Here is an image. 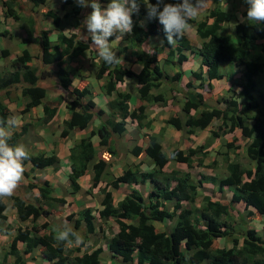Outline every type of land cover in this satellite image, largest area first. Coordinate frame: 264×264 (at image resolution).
Masks as SVG:
<instances>
[{
  "label": "trees",
  "instance_id": "1",
  "mask_svg": "<svg viewBox=\"0 0 264 264\" xmlns=\"http://www.w3.org/2000/svg\"><path fill=\"white\" fill-rule=\"evenodd\" d=\"M19 1H30L34 6L46 3V0H4L3 16L19 19L20 15L16 11L17 7L22 8ZM228 1L234 0H210V7L203 18L196 20L193 17L188 21V25L195 28L198 40L184 34L172 45L168 44L162 25L156 20H149L146 8L141 4L138 12L132 15L133 28L127 33L128 42L122 50L130 49L142 66L136 72L133 91L126 88L118 90L117 95L108 100L112 114L106 119L102 116L103 110L92 97L94 91L86 84H73V75L77 76L78 70H69L63 66L78 59L83 51L91 50L90 37L82 39L74 31L69 34L62 31L64 23L70 17L74 18L73 26H79L77 17L82 8L74 0H63L64 5L70 6V10L62 16L50 9L44 12L51 19L52 27L58 30L55 41L50 39V29L44 27L37 31L35 27L39 26L34 16L31 13L26 16L28 29L25 42L38 43L40 65L31 64L32 54L25 48L12 58L10 68L2 71L0 125L4 126L12 118V110L6 101L14 102L17 98L21 99L22 114H27L35 106L41 105L43 113L40 120L42 125L48 124L57 114L65 95L59 93L49 99L45 81L55 83L62 92L66 91L70 99L66 100L65 105L70 115L63 120L59 136L79 138L72 143L69 153L68 178L74 193L81 189L80 178L85 176L87 171L92 172L90 189L103 182L109 173L110 157L116 156V136L124 133L128 122L139 127L147 126L148 121H144L145 105L148 102L167 100L164 93L157 92L166 75L155 63L158 48L156 45L148 50L141 48L150 36L162 34V47L168 51L165 61L175 57L176 62L181 65L189 59L185 52L196 54L199 57L200 70L193 71L192 76L199 80L200 86L209 84L204 82L206 75L209 80L221 79L231 73V65L241 67L239 72L243 83L239 94L244 96L243 105L245 110H256L260 116L253 120L244 136V155L253 162H250L251 166H246L227 153L228 148L234 144L224 138L238 125L236 123H240L232 114L236 101L225 98L228 102L226 109L213 107L193 82L187 80L180 106L185 116L171 114L165 121L176 130L187 134L193 133L195 129L206 128L220 114L221 123L226 124V117L231 114L232 121L220 142L221 147L225 148L222 153V160L225 162L224 173L219 176L200 174L199 178L194 179L189 170H166V163L171 157L175 161L184 162L189 168L203 167L207 149L196 153L193 147L185 149L179 146L170 152V156L155 135L147 134V140L143 138L145 144L135 143L130 153L140 162L144 157L149 160L153 165V172L139 171L127 166L120 174L112 175L100 189L102 197L97 214H94L90 207H86L79 211V216L72 225L64 227L71 229L76 237L82 239L83 242L76 246H67L75 242L72 236L69 238L71 242L57 241L56 233L61 227L48 219L51 213L49 205L54 202L63 204L66 199L52 195L53 188L47 180L42 184L30 182L28 188H36L38 191L36 202L19 194L10 195L11 205L18 220H29L31 224L25 228H16L8 249L4 252L5 257L11 256L9 264H40L42 260H45L46 264H99L104 251L102 245H91L89 250L84 247L88 235L96 231L93 222L95 218L101 220L102 225H106L109 219H113L117 224L118 230L111 237L103 238L105 249L124 263L135 261L136 264H264V231L245 228L244 223L248 217H264V101L258 102V96L254 93L256 88L262 91L264 86L261 81L264 75V23L256 25L246 19L237 21L234 32L227 34L223 24L230 21L233 14L231 9H227L222 3ZM239 1L246 7L244 0ZM150 2L155 3V0ZM166 2L174 3L176 0ZM241 13L245 16V9ZM143 19L146 20L144 25L141 23ZM34 32L37 36L32 38ZM6 34V30L0 31V36ZM113 38L109 37V40ZM1 53L7 55V49L1 48ZM221 62L228 63L229 69L224 70V67L220 66ZM129 72L128 67L118 62L108 65L100 59L93 75L97 80H104L105 93L111 95L117 89L118 82L124 81ZM180 76L181 71L173 73L170 77L172 83ZM133 93L143 102L132 106L130 99ZM94 118L102 119V122L86 131ZM27 130V124L23 123L19 130L10 134L8 143L17 144L18 139L25 136ZM94 135L98 136L96 143L103 148L104 154L95 149L92 139ZM27 152L29 158L23 161V168L26 163H30L32 170L50 165L53 168L58 167L59 157L56 149L50 154L42 150L36 153L28 150ZM23 175H28L25 168ZM123 183L134 187L121 198H115L113 190L106 188L111 185L113 189H118ZM145 183L148 187L141 188L140 185ZM204 183L209 187H216V191L214 188L203 189ZM200 189V206L196 207L194 204H197ZM223 192L226 193L227 201L221 202L219 199ZM184 203H188L189 207L184 206ZM6 208L7 204L3 196H0V220L6 219ZM236 215L242 223H236ZM40 217H43V222L37 223ZM165 219L170 221V227L167 230L157 229L155 222H163ZM220 239L230 241V246L221 244ZM19 243H22V247L18 246ZM37 250L41 257L34 255Z\"/></svg>",
  "mask_w": 264,
  "mask_h": 264
},
{
  "label": "rangeland",
  "instance_id": "2",
  "mask_svg": "<svg viewBox=\"0 0 264 264\" xmlns=\"http://www.w3.org/2000/svg\"><path fill=\"white\" fill-rule=\"evenodd\" d=\"M4 0H0V31L6 30L7 34L5 36H0V74L3 70H7L10 68L11 60L16 55H19L21 53L22 49H25L27 47L24 46L25 39L27 37V29H28V21L26 16L31 13V15L34 16L35 20L37 21V24L39 27H35L38 30L41 28L46 27L47 29H50L52 35L54 36L55 33L58 34V30L53 28V24L51 19L44 14L46 10L50 9L53 10V12H56L59 16H62L66 11L70 10L69 5H64L63 0H46V3L44 5L34 6L32 2L30 1H19L22 8L17 7L16 11L20 15L19 19H13L12 17H4ZM101 6L103 7L107 2L102 0H99ZM210 0H204L203 7L199 10L198 14L195 16L196 20H200L203 18V15L207 12L208 8L210 7ZM222 5H226L227 9H231V13L233 14L231 16L230 21H227L223 24V29L227 34H232L234 32L235 23L237 21H243L244 16L242 15V11L245 9V6L241 3L239 0L234 1H228V3L224 2ZM31 6V7H30ZM89 8V7H87ZM84 7V13L86 11L90 12L91 9H87ZM83 15H87L86 13ZM79 15V14H78ZM76 18V17H75ZM73 17H70L67 22L64 23V26L62 27V31L65 32V34H69L70 31H74L78 35L84 38L87 37V33L84 29V26H73ZM146 19V18H145ZM143 19L141 23L144 25L146 23V20ZM155 21L156 19L153 18ZM157 21V20H156ZM82 23V18L80 17V21ZM40 28V29H39ZM187 36L195 38L198 40L195 28L191 25H187V28L185 30V33ZM37 36L36 33H32V38ZM55 37V36H54ZM127 33L124 34L123 38L121 40H112L110 41V47H112L116 53L117 56H119L121 59L118 60V63L122 66H128L130 72L129 75L125 76L124 81L118 82L117 89L111 93V95L106 94L105 88H104V80H97L94 75L93 71L98 66V63L100 61V58L96 55V52L94 51V47H91V50L89 52H86L81 55V62H76V60L70 62V63H76L75 69H77V76L76 74L73 75L75 84L88 85L93 91L96 92L93 94L94 100L97 99L96 104L97 106H102L103 108H106L108 110V113L104 116V119L108 118L112 113L111 109L108 107V100L112 97H115L117 95L118 90H131L133 91L134 87V81L136 79V72L141 69V64H139L136 61L135 56L131 53L130 49H124L122 48L126 45L128 42ZM153 43L156 44L158 48V53L156 55V62L158 66L163 70L166 75L163 77L162 84L157 90H153V92H162L166 95L167 100L166 102L161 101H155V102H148L145 105L144 112L146 114V117L144 121L149 120L147 126L139 127L135 123L128 122L127 128L124 131L122 135L116 136V156L110 157V166L108 168L109 173L104 177V181L101 182L97 187L90 189L91 185V177L92 172L87 171L86 175L80 178V185L81 189L74 193L72 192V188L70 186L68 173L70 171L69 165L67 167H63L61 165V161L59 158V164L57 168H49V169H31L30 165L26 163L24 165L25 171L28 172V175H22L20 181L18 182L16 188L13 190L12 194H19L21 196H25L28 200H32L36 202L37 199V189L36 188H28V184L30 182H34L37 184H42L45 180L48 181L49 186L53 188L52 195L64 197L66 199V202L63 204H57L52 203L49 205L51 213L48 216V219L51 222H54L56 226H60L61 229H64V227H68L73 224V222L76 220V218L79 216V211L86 207H90L92 209V212L94 214H97V209L100 207V199L102 197V193L100 192V189L105 185L107 180L112 175H118L122 172L124 168L127 166L131 167L132 169H139V171H151L153 172V165L149 162L145 157L140 162L138 158L134 157L130 153L131 147L135 143H139L141 145H144V139L147 140V134H153L157 137L159 141L162 142L164 146V151L170 155V152H172L176 147H193L196 150V153H202L204 148L207 149L206 155H204L205 161L204 166L199 167H187V165L184 162L175 161L174 158L171 157V159L166 163V170H171L173 168H178L180 170H189L191 171L193 178L197 179L200 177V174H207L209 176H216L221 175L224 173L225 170V162L222 160L224 157L222 155L225 148L221 147L220 142H222V135L223 133L228 129L229 124L231 123V114H228V117H226L227 123H221L222 118L221 114L214 118L210 125H208L206 128L199 130L195 129L193 133H184L181 130H176L174 127H172L171 124L167 123L165 119L171 115V114H180L181 116H185L184 113L181 111L180 106L184 99L183 96V90L186 89L185 83L187 80H191L194 86L202 92L204 97L206 98L207 102L216 108L220 109H226L228 107V102H226V99H232L236 101V105H234L233 108V116L237 118L240 123H236L238 125H235V127L232 129L230 133H227L224 138L230 140L234 144V148H228L227 153L232 156L236 161H240L242 164L246 166H251L252 161H249L245 155H244V143L246 142L244 136L247 132V129L249 125L253 122L255 118L260 116V113L256 110H245V107L243 105L244 96L239 94L241 89V84L243 83V79L241 76V72H239L240 68L239 66L233 64L231 65V73L226 76V78L221 79H211L209 80L207 78V75L205 77V81L209 84L200 86L199 80L196 79L194 76H192L193 71H198L200 68L199 65V59L196 56V54H191L190 52H185L187 56L189 57L188 61L184 62L183 64H179L176 62L175 57L174 59H171L169 61H165V58L167 57V48L162 47L164 44V39L162 37L161 33L156 34L151 40ZM33 44L31 47L28 46L31 54H32V60L31 64L34 66L40 65V60L38 57L39 53V45L36 41L32 42ZM7 49V55H2L1 48ZM142 49L143 45L141 46ZM161 49V50H160ZM66 64H63L65 66ZM220 66L225 69H229L228 63L221 62ZM86 68L91 71L85 72L82 78H79L82 76V71L79 70V68ZM176 71H181L180 78L175 81V83H172L170 77L173 73ZM81 72V74H80ZM260 78V74L257 75ZM77 77L79 79H77ZM261 80V78H260ZM204 81V82H205ZM262 83L264 84V75L262 76ZM48 81H45L44 85L47 87V93L48 98L51 99L56 96V93L52 90V86L55 85V83H47ZM172 83V84H171ZM263 90H259L258 88L255 89L254 93L258 96V102L263 103L264 101V86L262 88ZM69 96V95H67ZM21 100V99H20ZM142 103L143 101L140 100ZM15 103V102H13ZM148 106V109H146ZM22 105L20 103V106L18 108H11L12 110V117L22 119V122L27 124L28 131L25 136H22L18 139V144H22L27 148L28 150H31L32 153H36L39 150L44 151L46 148L51 147V151L56 149L57 155H58V144L63 139L59 136L60 129H57L55 125H49V129L47 131H50L46 137L41 138V133H39L40 127L44 126L42 125V122L40 120V117H35L33 115L27 116V114L20 113ZM147 110V113H146ZM193 111V110H192ZM191 111V112H192ZM152 114L151 119H148V115ZM19 115V116H16ZM29 115V114H28ZM23 125V124H22ZM22 125L18 126V129L21 128ZM20 127V128H19ZM48 127V126H47ZM88 130V129H87ZM52 132V133H51ZM85 135V134H83ZM146 136V137H145ZM24 138V139H22ZM71 140H69L70 146L73 142L77 141L79 138L78 136L69 137ZM32 139L37 140L38 142L41 141V144L43 147L41 149H35L37 146H32V149L30 148V144L32 143ZM221 139V141H220ZM97 139H93V142L95 143V149L98 151V153L104 154V150L100 145L96 143ZM24 141V142H23ZM22 142V143H21ZM202 146V147H201ZM201 147V148H200ZM30 151V152H31ZM50 151V152H51ZM45 152V151H44ZM64 153V152H63ZM70 153V148H69ZM69 153L67 157V161L69 160ZM196 155V154H195ZM201 155V154H199ZM171 156V155H170ZM196 157V156H195ZM215 160V161H214ZM214 161V163H212ZM69 162V161H68ZM251 162V163H250ZM62 166V167H61ZM63 168V169H61ZM61 169V170H60ZM59 170V171H58ZM137 185V184H135ZM148 186L146 183L145 185H140L141 188ZM203 189H212L214 188V191H216V187H209L206 183H204ZM212 186V185H211ZM131 187L125 183H123L118 189H113L112 186H108L109 190H113L115 198H119L123 195V193H126L130 190ZM202 189V188H201ZM200 189L199 195H197V204H194V206L199 207L200 206V200L202 195V190ZM89 190V191H86ZM226 190V189H225ZM147 191V189H145ZM212 195L214 196V192ZM201 194V195H200ZM226 193L223 192L221 195V198L219 201H225L226 200ZM4 197V196H3ZM6 200L8 201L11 199L10 196H5ZM227 201V200H226ZM188 203H184V206L189 207ZM243 210V208H241ZM246 210V209H245ZM244 210V211H245ZM243 211V212H244ZM6 219L0 220V264H9L11 262V256H4V252L8 249V244L10 240H12V237L14 236L16 232V228L21 226V228H25L26 226H30L31 222L25 221L20 222L18 218L15 215V209L12 207L10 201L7 204L6 208ZM236 223H242L240 221V218L238 215L235 216ZM37 223L43 222V217H40L37 221ZM95 224V232L93 234L88 235V239L86 240V245L84 247H87L88 250L90 249L91 245L93 246L96 244L102 245V248H105V240L103 236L111 237V235L118 230L117 224L114 222L113 219H109L106 225H102V221L98 218H95L93 220ZM245 223V228L254 229L256 231H264V217L257 218L255 216L248 217ZM157 229H166L170 227V221L168 219H165L163 222H155ZM242 226L240 225L239 228ZM105 228V229H102ZM60 230V229H58ZM106 231V233H105ZM58 234V231L57 233ZM221 244L225 246H230V241H225L224 239H220ZM76 242L67 244V246H76ZM80 245V243H79ZM213 245H215L213 243ZM18 246L22 247V243H19ZM95 246V247H96ZM82 247L81 250L84 249ZM79 251V253L81 252ZM76 252V250H74ZM35 256H40L39 250H37L34 253ZM38 262V261H37ZM40 264H45L46 261H40ZM99 264H136L135 261L131 263H124L121 261L119 257H113L111 253H109L106 249L102 252L100 256Z\"/></svg>",
  "mask_w": 264,
  "mask_h": 264
},
{
  "label": "clouds",
  "instance_id": "3",
  "mask_svg": "<svg viewBox=\"0 0 264 264\" xmlns=\"http://www.w3.org/2000/svg\"><path fill=\"white\" fill-rule=\"evenodd\" d=\"M74 2L81 8L90 7L91 11L87 13L82 23L96 55L108 65L115 64L121 59L110 47L109 37H114L112 40H121L124 34L132 31V15L138 12L141 4L146 8L147 18L149 20L155 18L162 25L169 45L184 35L188 21L195 17L204 5V0H176L174 3L166 0H155V3L150 0H107L103 7L99 0ZM244 4L246 5L244 19L256 25L264 23V0H244ZM16 123L15 117L7 121L9 127H15ZM90 126L93 128V123ZM9 139V131L0 125V196L12 194L23 175V161L29 158L23 144H9ZM70 236L75 238L76 243L83 242L68 228L58 230L55 239L71 242Z\"/></svg>",
  "mask_w": 264,
  "mask_h": 264
},
{
  "label": "crops",
  "instance_id": "4",
  "mask_svg": "<svg viewBox=\"0 0 264 264\" xmlns=\"http://www.w3.org/2000/svg\"><path fill=\"white\" fill-rule=\"evenodd\" d=\"M105 2H107V1H105ZM31 7V6H30ZM87 8V7H86ZM88 9H90V8H87V9H85V10H88ZM0 11H1V9H0ZM84 11V8H82V11H80V13H79V15H78V19H79V21H80V17L82 18V21H83V19H84V17H85V15H83V12ZM87 13H88V11H86ZM85 12V13H86ZM84 13V14H85ZM86 13V14H87ZM79 24H80V26H83V23H81V22H79ZM36 33V32H35ZM53 33H51L50 32V34H49V36H50V39L51 40H53V41H55V39H56V33H55V37L52 35ZM36 35H37V33H36ZM36 37V36H35ZM86 37V36H85ZM84 37V38H85ZM81 38L83 39V37H82V34H81ZM152 38L153 37H148V39L146 40V42H144L142 45H143V48L145 49V50H148V49H150L153 45H156L155 43H153L151 40H152ZM114 39V38H113ZM112 41V40H111ZM30 44H33V43H31V42H25L24 43V46L25 47H27L28 48V46L29 47H31L32 45H30ZM90 46H91V44H90ZM92 47V46H91ZM29 49V48H28ZM161 50V49H160ZM90 50H85V51H83L82 52V54H84V53H86V52H89ZM81 54V55H82ZM82 57L80 56L78 59H76V62H81L82 61V59H81ZM190 60V59H189ZM188 61V60H187ZM186 62V61H185ZM76 67V63H70V64H66L65 66H64V68H66V69H71V68H75ZM126 67H128V66H126ZM91 69L92 68H90L89 70H87L86 68H84V67H82V68H79V70L80 71H82V76L81 77H79V78H82L83 77V75L85 74V72H87V71H91ZM140 70V69H139ZM94 72V71H93ZM80 74H81V72H80ZM94 74V73H93ZM78 77H77V79H79ZM73 79V84L75 85V81H74V77L72 78ZM55 93H56V95L57 94H59V93H62V94H64L65 96V98H64V101H62L61 103H60V105H59V107H58V112H57V114L52 118V120L48 123V124H46V125H44V126H42V127H40V129L38 130L39 131V133H41V138H44V137H46V135H48V133L50 132V131H47L48 129H49V127L51 126V125H55L56 126V128L57 129H60L61 128V126L63 125V120L64 119H66V118H68L69 117V115H70V113H69V110L67 109V107H66V100H69L70 99V97H68L67 96V94H66V91H63L62 92V90L61 89H59L56 85H55V87H54V89H52ZM96 91L94 90V93H95ZM15 96H17L16 94H15ZM140 98L139 97H137L134 93H133V95H132V97H131V99H130V102H131V104H132V106H136V105H138L139 103H141L140 102ZM95 101H97V99H95ZM7 102V104H8V106L10 107V108H18L19 106H20V103H21V100H20V98H17L16 99V101H14L15 103H13V102H8V100L6 101ZM98 107H100L102 110H103V115H105L106 116V114L108 113V110L106 109V108H103L102 106H98ZM146 109H148V106H147V108ZM42 107H41V105H37V106H35L31 111H30V113H28L27 114V116L29 117V116H31V115H33V116H35V117H41L42 116ZM146 113H147V110H146ZM152 116V114H149L148 115V119H151V121H152V118H151V116ZM16 116H19V115H16ZM20 117V116H19ZM103 118H104V116H103ZM101 120L102 119H97V118H94V121H93V126L94 127H96V125H99L100 124V122H101ZM16 121H17V123H16V126L15 127H9L8 126V124L6 123L3 127L6 129V130H8L9 131V133L11 134L14 130H19L18 129V126L19 125H22L23 124V122H22V119H19L18 117L16 118ZM148 122H149V120H147ZM50 125V126H49ZM48 126V127H47ZM146 127V126H145ZM20 128V127H19ZM92 128V126H90L89 127V129L88 130H90ZM61 130V129H60ZM88 130H86V131H88ZM28 131H30V130H28ZM85 131V132H86ZM52 133V132H51ZM81 135V134H80ZM93 139H98L97 138V135H94L93 136ZM44 140H46L45 138H44ZM69 140H71L70 138H63L60 142H59V144H58V157L60 158V161H61V165L63 166V167H67L68 165H69V160L67 161V157H68V153H69V148H70V144H69ZM97 141V140H96ZM19 143V142H18ZM17 143V144H18ZM22 143V142H21ZM23 144V143H22ZM37 146L35 149H41V147H43V145L41 144V141H37V140H35V139H32V143L30 144V148L32 149V146ZM26 150H28L27 148H26ZM28 151H31V150H28ZM45 153L46 154H50V151H51V147H49V148H46L45 150ZM32 152V151H31ZM64 152V153H63ZM29 165H30V163H28ZM68 164V165H67ZM67 165V166H66ZM61 166V167H62ZM52 166L50 165V166H46L45 168H43V169H49V168H51ZM61 169H63V168H61ZM60 169V170H61ZM59 171V170H58ZM147 184V183H146ZM148 185V184H147ZM148 187V186H147ZM125 193H123V195H124ZM122 195V196H123ZM122 196H120L119 198H121ZM4 198V201L6 202V204H8V202L10 201V203H11V201H12V199H10L9 201H8V199L6 200V198H5V196L3 197Z\"/></svg>",
  "mask_w": 264,
  "mask_h": 264
}]
</instances>
